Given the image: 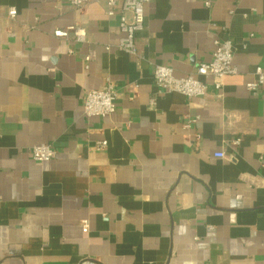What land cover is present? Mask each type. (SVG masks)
Instances as JSON below:
<instances>
[{
	"label": "crops",
	"instance_id": "obj_1",
	"mask_svg": "<svg viewBox=\"0 0 264 264\" xmlns=\"http://www.w3.org/2000/svg\"><path fill=\"white\" fill-rule=\"evenodd\" d=\"M204 1L150 0L131 55L106 0H0V264H264V86L246 88L264 0ZM70 25L86 40L54 35ZM217 38L237 70L220 89L158 94L155 65L189 75ZM107 80L116 111L85 115ZM43 143L57 155L36 161Z\"/></svg>",
	"mask_w": 264,
	"mask_h": 264
},
{
	"label": "built area",
	"instance_id": "obj_2",
	"mask_svg": "<svg viewBox=\"0 0 264 264\" xmlns=\"http://www.w3.org/2000/svg\"><path fill=\"white\" fill-rule=\"evenodd\" d=\"M91 0H71V3L77 7H85ZM150 0H106L107 15L111 16L120 12L119 28L122 33L119 39L118 48L136 55L138 52L137 37L145 27L146 5ZM207 7L211 6V0H205ZM17 9L9 7L8 16L16 18ZM56 37L65 40L83 42L86 40L87 31L84 27L70 25L65 28H58L54 31ZM109 48V47H107ZM234 42L230 38L214 41L212 59L208 62L200 63L195 72L186 76H176L171 66L157 64L154 66L153 78L158 94L165 92H176L185 95L188 98L205 96L208 91V84L200 78L202 76H211L214 79V85L220 89L223 85V79L228 74L236 73L234 65ZM89 57H87V60ZM256 79L246 84L250 92L258 91L264 86V67L259 65L255 68ZM119 97L118 89L114 82L107 80L106 83L96 89L88 90L83 99V111L87 116L106 117L116 111V101ZM154 99L151 101L153 102ZM107 141L98 142L99 147H105ZM31 155L36 161H49L56 157L57 149L50 144H38L31 148ZM216 157H224V152L215 153ZM89 225L83 221V231L87 232Z\"/></svg>",
	"mask_w": 264,
	"mask_h": 264
}]
</instances>
